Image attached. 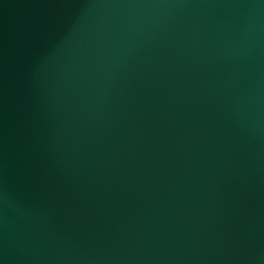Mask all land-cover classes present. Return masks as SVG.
Returning a JSON list of instances; mask_svg holds the SVG:
<instances>
[{
  "label": "water",
  "instance_id": "obj_1",
  "mask_svg": "<svg viewBox=\"0 0 264 264\" xmlns=\"http://www.w3.org/2000/svg\"><path fill=\"white\" fill-rule=\"evenodd\" d=\"M0 264H264V0H0Z\"/></svg>",
  "mask_w": 264,
  "mask_h": 264
}]
</instances>
